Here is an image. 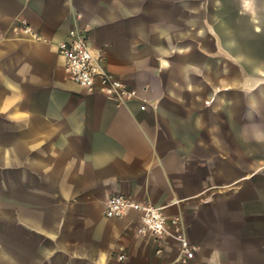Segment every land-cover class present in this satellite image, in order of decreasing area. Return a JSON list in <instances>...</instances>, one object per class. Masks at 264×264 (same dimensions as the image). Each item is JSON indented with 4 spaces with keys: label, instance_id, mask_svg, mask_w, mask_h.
Here are the masks:
<instances>
[{
    "label": "crops",
    "instance_id": "obj_1",
    "mask_svg": "<svg viewBox=\"0 0 264 264\" xmlns=\"http://www.w3.org/2000/svg\"><path fill=\"white\" fill-rule=\"evenodd\" d=\"M72 28L138 97L68 76ZM0 33V264H264V0H0Z\"/></svg>",
    "mask_w": 264,
    "mask_h": 264
},
{
    "label": "built area",
    "instance_id": "obj_2",
    "mask_svg": "<svg viewBox=\"0 0 264 264\" xmlns=\"http://www.w3.org/2000/svg\"><path fill=\"white\" fill-rule=\"evenodd\" d=\"M25 31L31 32V28L27 26ZM57 48L64 59L68 76L87 91L109 96L118 104H126L138 97V90L135 87L124 82L103 65L100 55L95 53L90 44L86 30L70 29L68 38L58 42ZM130 212L140 215L137 227L139 234H149L159 240L172 234L181 243L178 259L186 261L195 257L198 246L186 239L180 217L175 216L169 220L160 208L144 204L124 194H113L107 200L105 209L107 217H122ZM123 257L120 256L121 259Z\"/></svg>",
    "mask_w": 264,
    "mask_h": 264
},
{
    "label": "snow or ice",
    "instance_id": "obj_3",
    "mask_svg": "<svg viewBox=\"0 0 264 264\" xmlns=\"http://www.w3.org/2000/svg\"><path fill=\"white\" fill-rule=\"evenodd\" d=\"M8 106L9 105L7 103H5V105L3 107H0V112L7 111Z\"/></svg>",
    "mask_w": 264,
    "mask_h": 264
}]
</instances>
